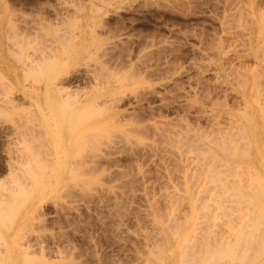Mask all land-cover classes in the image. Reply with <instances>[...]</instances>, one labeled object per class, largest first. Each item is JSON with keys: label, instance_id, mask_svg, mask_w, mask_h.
Returning a JSON list of instances; mask_svg holds the SVG:
<instances>
[{"label": "rangeland", "instance_id": "obj_1", "mask_svg": "<svg viewBox=\"0 0 264 264\" xmlns=\"http://www.w3.org/2000/svg\"><path fill=\"white\" fill-rule=\"evenodd\" d=\"M7 3L0 10V209L9 200L14 219L1 225L0 264L229 263L214 252L235 243L243 224L235 222V210L226 207L234 213L226 218L225 210L209 201L222 191H214L212 183L218 180L210 175V182L216 180L210 183L198 168L205 169L202 162L216 167L218 159L203 161L204 149L224 135L229 144L242 140L251 104L264 107V51L257 47L264 40V0ZM51 47L57 60H42ZM31 60L37 64L34 71L26 65ZM52 77L64 80L61 92L48 86ZM30 82L34 92L26 88L27 96L14 94L15 87ZM226 113L243 130L235 125L236 137L228 138L222 127L219 139L216 121L224 125ZM59 130L69 145L61 162L77 163L61 176L46 154L55 147ZM192 142L203 144L197 149L205 147L197 151L192 145L194 150ZM238 142L237 148L245 144ZM192 171L201 175L205 190L212 184L211 190L199 189ZM227 173L222 183L233 193L235 179L245 182L249 174L236 178ZM188 178L199 187L200 202L194 201L196 191L189 193L193 200L187 194ZM29 208L34 218L29 219Z\"/></svg>", "mask_w": 264, "mask_h": 264}, {"label": "bare ground", "instance_id": "obj_2", "mask_svg": "<svg viewBox=\"0 0 264 264\" xmlns=\"http://www.w3.org/2000/svg\"><path fill=\"white\" fill-rule=\"evenodd\" d=\"M9 7V5H8V3H7V0H0V10H1V8L3 9H7ZM8 11V10H7ZM54 12H56V10L54 11ZM68 13V12H67ZM70 14V13H69ZM57 15V14H56ZM59 16H60V14H58ZM64 15V14H63ZM67 15V14H66ZM262 16H264V15H262ZM69 18V17H68ZM259 18H260V16H259ZM258 18V19H259ZM62 19V18H61ZM259 21V20H258ZM262 21L264 22V20L262 19ZM262 23V22H261ZM260 26V25H259ZM261 26H262V24H261ZM260 26V27H261ZM260 30V29H259ZM264 30V29H263ZM259 32V31H258ZM264 32V31H263ZM262 32V33H263ZM255 33H256V31H255ZM260 34V33H259ZM250 35V34H249ZM252 35V34H251ZM264 35V34H263ZM253 36H254V34H253ZM251 38V37H250ZM262 38H264V36L263 37H261L260 38V40H263ZM247 39H249V38H247ZM258 39H259V37H258ZM259 40V41H260ZM254 41V40H253ZM258 41V40H257ZM264 41V40H263ZM263 41H262V44H264L263 43ZM245 41H243V43H244ZM250 42H252V41H250ZM257 43L258 42H256V45H257ZM262 44H258V49H259V45H260V50H262V51H264V45H262ZM253 45V44H252ZM251 45V46H252ZM245 48V47H244ZM263 48V49H262ZM252 49V48H251ZM54 51V49L51 47L49 50H48V52H46V54L44 53L43 55H42V60H48V61H51L52 59H54L55 61L57 60V58L56 57H54V56H56L55 54H53V52H51V51ZM245 50H247V48L245 49ZM244 50V51H245ZM256 50H257V48H256ZM260 50H259V52H260ZM243 51V50H242ZM51 52V53H50ZM249 52V51H248ZM258 52V51H257ZM262 53H264V52H262ZM262 53H260V55L262 54ZM53 54V55H52ZM222 54V53H221ZM250 54V53H249ZM223 55H225L224 54V52H223ZM245 55V54H244ZM247 56H249V55H247ZM254 56H256L255 54H254ZM239 57H241V56H239ZM243 58L245 57V56H242ZM257 57V56H256ZM251 59V58H250ZM256 59V58H255ZM260 60V59H259ZM261 60H264V56H263V59L261 58ZM258 61V60H257ZM263 62V61H262ZM257 63V62H256ZM261 63V62H260ZM258 64V63H257ZM27 66H29V67H31V70L32 71H34V70H36V68H37V64L34 62V60H31L29 63H27L26 64ZM262 65H264V64H262ZM256 66V65H255ZM258 67V66H257ZM256 67V68H257ZM261 67V66H260ZM264 68V67H263ZM230 70V69H229ZM233 70H234V68H233ZM261 70V69H260ZM264 70V69H263ZM58 71V70H57ZM3 71H2V69H0V74L2 73ZM233 72H235V70L233 71ZM257 72V71H256ZM57 73V72H56ZM70 73V72H69ZM255 73V72H254ZM256 74V73H255ZM254 74V75H255ZM259 74V73H258ZM70 75V74H69ZM81 75V74H80ZM232 75H234V74H232ZM257 75V74H256ZM263 75V74H262ZM261 74H260V76H262ZM264 76V75H263ZM252 77V76H251ZM256 77V76H255ZM54 77H52L50 80H49V82H48V86H55L56 88V90L57 91H59V92H61V88L63 87V85H64V80L63 79H61V77H60V81H59V79L56 81V79L54 78V81L52 80ZM65 78V77H64ZM78 79H79V77H78ZM220 79V78H219ZM229 79V78H228ZM233 79H235V78H233ZM261 78H258V79H255V80H258V82L260 83V80ZM63 80V81H62ZM78 81V80H77ZM81 81V80H80ZM232 81V80H231ZM220 82V81H219ZM244 82H245V80H244ZM252 82V81H251ZM256 82V81H255ZM258 82H256L257 84H258ZM31 83V82H30ZM253 84L254 86L255 85H257V84ZM235 84V83H234ZM261 85H262V82L260 83ZM31 85H33V86H31ZM220 85V84H219ZM253 85H251V86H253ZM29 86H31L33 89L35 88L36 89V87H35V85L34 84H29ZM29 86H27V84H20L18 87H15V91H14V94L15 93H18L19 95L21 94V96L23 95V96H27V95H25L24 94V92H25V90H26V88L27 89H30L31 90V92H34L35 91V89L33 90L31 87L30 88H28ZM221 86V85H220ZM264 86V85H263ZM225 87V86H224ZM223 87V88H224ZM260 87V86H259ZM222 88V89H223ZM258 88V87H257ZM257 88L255 89V90H257ZM253 89H254V87H253ZM252 89V90H253ZM259 89V88H258ZM29 90V91H30ZM262 90V89H261ZM260 90V91H261ZM251 91V90H250ZM249 91V92H250ZM258 91V90H257ZM260 91H258L257 92V94H259L260 93ZM156 92V93H155ZM155 92L153 91V93H152V91H151V93L154 95V94H157V91L155 90ZM11 93V92H10ZM9 93V94H10ZM13 93V92H12ZM253 93V92H252ZM252 93H250V94H252ZM264 93V92H263ZM11 95V94H10ZM13 95V94H12ZM37 95V94H36ZM35 95V96H36ZM261 94H259V96H260ZM14 96V95H13ZM20 96V97H21ZM22 96V97H23ZM34 96V97H35ZM134 96H138V95H136V94H134ZM146 96V95H145ZM254 96V95H253ZM261 96H263V94L261 95ZM9 97H11V96H9ZM8 97V98H9ZM139 97V96H138ZM143 97V96H142ZM254 97H258V96H254ZM264 97V96H263ZM263 97H261V98H263ZM134 98V97H133ZM253 98V97H252ZM260 98V97H259ZM11 99V98H10ZM9 99V100H10ZM31 99V98H30ZM35 99V98H34ZM135 99V98H134ZM142 99V98H141ZM144 99V98H143ZM14 100V99H13ZM28 100V99H27ZM32 100V99H31ZM111 100V99H110ZM120 100V99H119ZM136 101H135V103L137 102H141V100L139 101L138 99H135ZM162 100H163V98H162ZM162 100H160V101H162ZM258 100V99H257ZM256 100V101H257ZM112 101V100H111ZM110 101V102H111ZM117 101V100H116ZM239 101V100H238ZM258 101H261V100H258ZM103 103L102 104H105L104 102L105 101H102ZM107 102H108V100H107ZM253 102H254V100H253ZM262 102H263V100H262ZM14 103V102H13ZM12 103V104H13ZM15 103H16V101H15ZM14 103V104H15ZM31 103V102H30ZM34 103L35 104H39L40 102H36V101H34ZM34 103H31L32 105H35ZM117 103V102H116ZM244 103V102H243ZM30 104V105H31ZM107 104V103H106ZM110 104H112V103H109V104H107V106H109ZM256 104V102L255 103H252L251 104V107H250V110H248L249 111V115H248V118H247V116H245L244 115V119H245V117L247 118L246 120L248 121L247 122V124H245L244 125V130H245V135L244 134H241V133H239L240 131L242 132V126L239 124V122H237L238 120H237V118H236V123H238V124H235V118H233V114H229L230 116H232V117H230L229 115H228V113H226V115L224 116L225 118H226V121H224V125H221V122L218 124V121H216V125H217V130H218V133H220L222 130H224L223 128L224 127H226V129H227V131L225 130V133H226V135H227V137H228V135H230V137H228V138H232L231 136L232 135H235V133H236V131L234 130L235 128H236V126H237V129H238V126H239V128L241 129V130H238L239 132V134H241L240 136H237V137H241V136H243L244 135V137H243V139H247V140H245V141H247V142H245L243 139H242V137H241V139L243 140H240L239 142H244L245 144H243V146H245L246 145V143L249 145H247L248 146V148H243V146L238 142V140H237V138H236V142H238L239 143V145H240V148H242V149H240L239 147L237 148V146L235 147V143L233 144V141H231L232 143L231 144H229L228 142V144L229 145H226L227 143L224 141V138H225V135H224V133H223V135H224V137L222 138V140H219V142H217V145H214V146H209V147H207V149H204V147L201 149V147L199 148L200 150H203L204 149V151L203 152H205V150H207L206 151V155H204V153L203 154H201L204 158H203V161H204V159H206V156H208V157H210L209 159H211V157L212 158H214V159H212V160H215V159H218V163L216 164L219 168L220 167H222V168H224L223 169V171L221 170V168H220V170H218V167L216 166V167H212L211 165L209 166V165H207L206 163H205V165H207V166H205V165H202L203 164V162H202V164H201V166H204L205 167V169H202L203 167H200L199 166V168L198 169H200V170H205L204 172H203V175L202 176H204V175H207V181L209 180V182H210V179L208 178V176L210 177V175H212V177L213 178H211V179H217L218 181L216 182V183H212V181H214V180H212L210 183H212L211 185L213 186V190L215 191V189L217 188L218 190H219V188L221 189L220 191H222L221 193H219V195L221 194V196L220 197H217V199H216V197L215 198H211V200H209V201H213V205L217 208V209H219L220 210V212H221V210H222V213H224V210H225V213L223 214V215H225L224 217H226V213L228 214L227 215V217L228 218H232V216H233V212H232V216L230 215V211H232V210H228V212H226V210L227 209H229V208H232L233 210H235L234 212H235V215H234V217L233 218H235V222L237 221H241V223L243 224V225H245V226H240L242 229L240 230V231H238V232H236L235 233V235H237V238H236V240H235V243H233L234 245H235V247H234V245L231 243V245L229 244H225L224 245V247L222 246V248L220 247L219 248V250L218 251H216V252H214V256L215 257H217V258H219L220 260H224V261H226L227 262V260H231V257H235V259L234 258H232V259H234L235 260V262H234V260H231V261H233V262H231V263H235V264H257V263H259L260 262V260H261V257H262V263H264V114H262V112L263 111H261L262 110V108H263V110H264V107H262V106H260L259 105V102H258V106L260 107V111H259V108H258V106L257 105H255ZM134 105V104H133ZM244 105V104H243ZM263 105V104H262ZM95 106H96V104H95ZM105 106V105H104ZM134 106H136V105H134ZM97 107H98V105H97ZM243 107V106H242ZM241 107V108H242ZM262 107V108H261ZM202 108H203V106H202ZM207 108V107H206ZM201 110V109H200ZM204 110V109H203ZM206 110V109H205ZM214 110V109H213ZM211 111V110H210ZM242 111V110H241ZM206 112V114L208 113L207 111H205ZM212 112H214V111H212ZM260 112H261V114H260ZM203 113V112H202ZM218 113V112H217ZM245 113V112H244ZM205 114V115H206ZM209 114H211V113H209ZM216 114V113H215ZM222 114V113H221ZM220 114V115H221ZM248 114V113H247ZM217 115V114H216ZM219 115V114H218ZM227 116V117H226ZM217 119H218V117L217 116H215ZM220 118H221V116H220ZM208 119V118H207ZM212 120V119H211ZM214 120V119H213ZM219 120V119H218ZM214 121V122H215ZM243 121H245V120H243ZM213 124V123H212ZM243 124V123H242ZM236 125V126H235ZM210 126H214V124L213 125H210ZM220 127V128H219ZM223 127V128H222ZM215 128V127H214ZM234 128V129H233ZM222 129V130H221ZM229 129V130H228ZM234 130V132L232 131V130ZM213 132H214V130H212ZM223 132V131H222ZM221 132V133H222ZM215 133V132H214ZM213 133V134H214ZM216 134V135H218L216 138H219V139H221V136H222V134ZM213 134H211L212 135V138H213ZM55 135H57V140H56V142H55V147L53 146V148H50V150L49 151H46L47 153L46 154H48V156H49V158H48V160H49V162H51L49 165L50 166H52L53 167V169L54 168H57V167H59V171H60V176L61 175H64L65 174V172H68V170L69 171H73L74 170V168L77 166V163L76 162H72V161H69V162H67L66 164H63V162H64V160L61 162V160H62V158H64L63 156L68 152V150H69V145H66V142H65V140H64V138H65V132L63 131V130H59V132H56V134ZM186 135V134H185ZM188 135H190L189 133H188ZM199 137H201L199 134H197ZM211 135L210 136H208V137H210L211 138ZM220 135V136H219ZM237 135V134H236ZM236 135H235V137H236ZM191 136V135H190ZM190 136L188 137V139H187V141L189 140V142H190ZM245 136H246V138H245ZM186 138H187V136H185ZM195 136H193V138H194ZM206 137V136H205ZM235 137H233L234 139H235ZM186 138H184L185 140H186ZM203 138V137H202ZM210 138H209V140H210ZM195 139V138H194ZM214 139V138H213ZM213 139H211V141L213 140ZM191 140H192V137H191ZM207 140V139H206ZM231 140V139H230ZM233 140V139H232ZM194 141H196V139L194 140ZM198 141H200V140H198ZM197 141V142H198ZM216 141V140H215ZM235 141V140H234ZM196 142V143H197ZM213 142V141H212ZM183 143H184V141H183ZM185 143H186V141H185ZM193 143V142H192ZM190 144L191 145V147H192V145L194 146V143L193 144ZM211 143V142H210ZM214 143V142H213ZM237 143V144H238ZM201 145V143H198L197 145ZM196 144H195V148H196V146H197ZM203 145V144H202ZM201 145V146H202ZM213 145V144H212ZM231 145H234V147L233 146H231ZM242 146V147H241ZM194 147H192V149H194ZM189 148V147H188ZM197 149V148H196ZM199 149H197V151L199 150ZM230 151H228V150ZM240 149V150H239ZM190 150V149H189ZM195 150V149H194ZM199 150V151H200ZM224 150H227L228 151V153H227V151H224ZM200 153H202V152H200ZM199 153V154H200ZM185 155V154H184ZM217 157V158H216ZM227 157H229V158H231L234 162H235V160L236 161H238L237 162V165L239 164V162L241 163V164H239V165H242V166H235L233 163V165L234 166H232V164L229 162V161H227L226 159H227ZM180 158V157H179ZM192 159V158H191ZM195 159H197V158H195ZM198 159H200V158H198ZM202 160V159H201ZM186 161V160H185ZM189 161H190V159H189ZM193 161V160H192ZM191 161V162H192ZM196 161V160H195ZM195 161H194V163H195ZM211 161V160H210ZM197 162V161H196ZM201 162V161H200ZM76 163V164H75ZM193 163V162H192ZM198 164H199V162H197ZM209 163V162H208ZM187 164V163H186ZM198 164L196 165L197 167H198ZM199 164V165H200ZM210 164V163H209ZM213 164H215V162H213ZM236 164V163H235ZM189 165V164H188ZM243 165L244 166H246V169L248 168V170H245L244 168V170H245V173L247 174V173H249V174H247V176H242L243 174L244 175H246L245 173H244V171H243V169H242V167H243ZM49 166V167H50ZM192 166H193V164H192ZM191 166V167H192ZM209 166V167H208ZM233 167V168H232ZM235 167V168H234ZM237 167H239V168H241L242 169V171H241V169H237ZM215 168H217V169H215ZM228 168H231L230 170L232 171H230L231 173H229V171L227 170ZM183 169V168H182ZM193 169V168H192ZM197 169V168H196ZM197 169V170H198ZM234 169V170H233ZM195 170V169H194ZM199 170V173H201V171ZM224 170H226L228 173H229V175L231 174L232 175V173L234 174V175H236V174H238V173H242L243 172V174H239L238 176H239V178H241V176L244 178V179H246V181L242 178V180H244L245 182H243V181H241V179H240V181H238L237 179V175H236V178L237 179H235V182L234 181H232V183L234 182V184H235V193H233V191H231V192H229L228 191V188L227 187H225V186H223V183H222V180H225V179H222V178H224V177H222V175L224 176V174L226 173V171H225V173L223 174V172H224ZM236 170H238V171H236ZM235 171V172H234ZM193 172L194 171H192V176L191 175H189V177L191 176V178L193 177V178H195L196 180H198L197 178H199V180L198 181H196V182H198L197 183V185L199 186L200 184H201V188H199L198 186H196V182L195 181H193V182H195V183H193V182H191L192 181V179H187L188 181H186L187 183H188V185L191 187V189L188 187V188H186L187 189V194H189V193H191V195L193 194V195H196L195 193L197 192V188L196 187H198L199 189H202L203 187H202V185H204V187H205V181L202 179V177H201V175H199L200 177H198V174H196V176H195V173L193 174ZM197 172V171H196ZM238 172V173H237ZM182 173V172H181ZM188 173V172H187ZM221 173V174H220ZM228 173L226 174V175H228ZM79 174H81V173H79ZM185 174H186V172H185ZM189 174V173H188ZM188 174H187V176H186V178L188 177ZM219 174V175H218ZM251 174L253 175V179L251 180ZM255 174V175H254ZM221 175V176H220ZM241 175V176H240ZM184 176V177H185ZM233 176V175H232ZM249 176H251V177H249ZM231 177V176H230ZM245 177H248V178H245ZM61 178V177H60ZM204 178H206V177H204ZM227 178V177H226ZM202 179V181H204V184H203V182L201 181L200 182V180ZM168 180V179H167ZM194 180V179H193ZM237 180V181H236ZM57 181V180H56ZM216 181V180H215ZM214 181V182H215ZM227 181H228V179H227ZM229 181H231V180H229ZM183 182V181H182ZM194 185V186H192L191 185V183ZM200 182V183H199ZM237 182V183H236ZM208 182H206V184H207ZM182 184V183H181ZM187 184H186V187L188 186ZM209 186H210V188H207L206 187V190L203 188V190L204 191H208V189L209 190H211V185L210 184H208ZM225 185V184H224ZM51 186H52V184H51ZM207 186V185H206ZM216 187V188H215ZM231 187V186H230ZM230 187H229V189H230ZM233 188V187H232ZM231 188V189H232ZM195 189V190H194ZM216 189V190H217ZM191 190V191H190ZM217 190V193L218 192H220V191H218ZM193 191V192H192ZM196 191V192H195ZM199 191V190H198ZM214 191H212V192H214ZM173 192V191H172ZM205 192V193H206ZM210 192V191H209ZM205 193H203V195H205ZM216 193V194H217ZM183 194V193H182ZM202 194V193H201ZM215 194V193H214ZM215 194V196H217ZM175 195H177V193L175 194ZM191 195L189 194V197H190V199L191 200H193V198L191 197ZM198 195H199V193L197 192V197L195 196V198H194V201H195V199H199L198 201L200 202V200H201V198H202V195H199V196H201V198L200 197H198ZM230 195H233V197H232V199H230L231 197H230ZM187 196V195H186ZM181 197H182V199L183 200H185L187 197H184L183 195H181ZM180 197V198H181ZM213 197V196H212ZM168 199V198H167ZM169 200V199H168ZM181 200V199H180ZM183 200H181V201H183ZM187 200V199H186ZM185 200V201H186ZM191 200H188L189 201V203H190V206L191 207H194V201H193V204L191 203ZM188 201H186L185 203L187 204L188 203ZM197 201V203H199ZM169 202H171V200L169 201ZM232 203V205L230 204V203ZM234 202V203H233ZM172 203V202H171ZM188 203V204H189ZM210 203H212V202H210ZM228 205H227V204ZM200 204V203H199ZM198 204V205H199ZM234 205H235V207H234ZM180 206V205H179ZM189 206V205H188ZM210 206H212L211 204H210ZM196 207H198V206H196ZM196 207H194V209H196L197 210V208ZM226 207H229V208H226ZM180 208V207H179ZM199 208V207H198ZM208 208H209V205H208ZM211 208V207H210ZM188 209H189V207H188ZM214 209V208H213ZM171 210V209H170ZM41 211V210H40ZM215 211V210H214ZM217 211V210H216ZM33 209H31V208H29L28 210H27V215H29V219H31V218H34L33 217ZM175 212V211H174ZM181 212V211H180ZM179 212V213H180ZM185 212V211H184ZM219 212V213H220ZM173 213V212H172ZM206 213V212H205ZM208 213V212H207ZM39 214V213H38ZM175 213H173V215H174ZM183 214V213H182ZM182 214H179L180 216L182 215ZM198 214V213H197ZM35 215V214H34ZM168 215V214H167ZM184 215H185V213H184ZM183 215V216H184ZM206 215V214H205ZM208 215H210V214H208ZM214 215H215V213H214ZM220 215V214H219ZM231 217H230V216ZM40 216V215H39ZM169 216V215H168ZM171 216V215H170ZM216 216V215H215ZM215 216H214V218H215ZM222 216V215H221ZM220 216V217H221ZM176 217V216H175ZM194 217H195V215H194ZM197 217V216H196ZM206 217H208L209 218V216H206ZM211 217V216H210ZM217 217V216H216ZM223 217V218H224ZM226 217V218H227ZM173 218V217H172ZM172 218H170V219H172ZM222 218V219H223ZM226 218H225V220H226ZM13 219H14V211H13V206H12V204H11V202L9 201V200H7V201H5V203L2 205V209H0V229H1V225L2 226H6V225H8V224H10L12 221H13ZM183 219V218H182ZM221 219V218H220ZM220 219H218L217 221H220ZM35 220V219H34ZM181 220V219H180ZM228 220V219H227ZM172 221V220H171ZM177 221V220H176ZM221 221H224V220H221ZM233 221V220H232ZM232 221H230V222H232ZM224 222H227V221H224ZM230 222L228 221V223L230 224ZM238 222V223H239ZM221 224H224V223H222L221 222ZM237 223H235V225H236ZM240 224V223H239ZM218 225V224H217ZM226 225V224H225ZM230 228V227H229ZM235 229H236V227H235ZM240 229V228H239ZM239 229H237V230H239ZM183 234H184V232H183ZM253 235H255V237H256V239H255V237L253 236ZM254 238H253V237ZM254 239V240H253ZM28 244V243H27ZM233 245V246H232ZM250 246H253V247H250ZM255 246H256V250L255 251H252V249H255ZM1 247V246H0ZM2 248V247H1ZM250 248H251V252L253 253V252H255V253H253V254H251V252L249 251L250 250ZM1 250V249H0ZM2 251H3V249H2ZM1 252V251H0ZM182 252L183 253H185L186 251L185 250H182ZM2 253V252H1ZM177 254V252H174V254ZM183 255H185V254H183ZM251 256V257H250ZM216 258V259H217ZM260 259V260H259ZM230 260L228 261L229 263H225V264H230ZM253 260V261H252ZM166 262H167V264H171V260L170 259H166L165 260ZM252 261V262H251ZM259 261V262H258ZM249 262V263H248ZM260 264V263H259Z\"/></svg>", "mask_w": 264, "mask_h": 264}]
</instances>
